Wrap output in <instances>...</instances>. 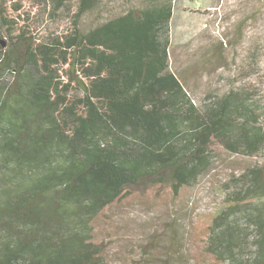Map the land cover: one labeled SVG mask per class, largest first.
<instances>
[{"label":"trees","instance_id":"1","mask_svg":"<svg viewBox=\"0 0 264 264\" xmlns=\"http://www.w3.org/2000/svg\"><path fill=\"white\" fill-rule=\"evenodd\" d=\"M31 1L55 14L68 0ZM110 1L78 0L70 30L38 38L15 34L0 0V264H103L92 222L128 186L170 184L179 195L213 168L214 142L264 154L250 92L209 94L197 106L171 70L174 0L103 15ZM225 187L214 253L264 264V164Z\"/></svg>","mask_w":264,"mask_h":264},{"label":"rangeland","instance_id":"2","mask_svg":"<svg viewBox=\"0 0 264 264\" xmlns=\"http://www.w3.org/2000/svg\"><path fill=\"white\" fill-rule=\"evenodd\" d=\"M108 0H105V2ZM142 0H113L103 15L139 8ZM20 6V10L15 7ZM170 68L197 106L207 95L244 89L259 104L264 122V0H174ZM15 34L27 28L43 38L72 26L78 0L53 14L51 5L7 0ZM97 14L81 20L88 29ZM3 39H8L5 32ZM213 168L193 187L175 196L170 184L128 186L126 197L107 207L93 222L92 242L103 264H229L210 243L214 219L227 207L233 176L264 164V154H232L214 142Z\"/></svg>","mask_w":264,"mask_h":264},{"label":"crops","instance_id":"3","mask_svg":"<svg viewBox=\"0 0 264 264\" xmlns=\"http://www.w3.org/2000/svg\"><path fill=\"white\" fill-rule=\"evenodd\" d=\"M173 22H174V14L171 20V33H173L174 27H173Z\"/></svg>","mask_w":264,"mask_h":264},{"label":"water","instance_id":"4","mask_svg":"<svg viewBox=\"0 0 264 264\" xmlns=\"http://www.w3.org/2000/svg\"><path fill=\"white\" fill-rule=\"evenodd\" d=\"M2 44H3V46H5V43L4 42H2Z\"/></svg>","mask_w":264,"mask_h":264}]
</instances>
